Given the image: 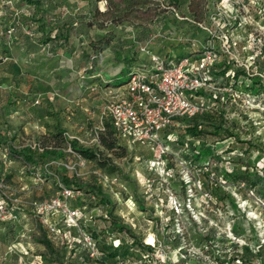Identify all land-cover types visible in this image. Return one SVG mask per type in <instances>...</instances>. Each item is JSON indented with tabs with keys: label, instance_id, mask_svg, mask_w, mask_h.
I'll use <instances>...</instances> for the list:
<instances>
[{
	"label": "rangeland",
	"instance_id": "rangeland-1",
	"mask_svg": "<svg viewBox=\"0 0 264 264\" xmlns=\"http://www.w3.org/2000/svg\"><path fill=\"white\" fill-rule=\"evenodd\" d=\"M131 3L0 0V141L13 156L0 264H73L72 247L34 208L59 184L80 190L73 203L100 246L130 248L125 264H226L233 243L240 255L246 246L233 264H264V0ZM211 48L225 104L201 135L178 128L159 164L156 146L113 130L103 109L128 71L149 66L150 54L174 65ZM237 70L244 73L229 94L227 76ZM201 145L209 154L198 162L192 148Z\"/></svg>",
	"mask_w": 264,
	"mask_h": 264
},
{
	"label": "built area",
	"instance_id": "built-area-1",
	"mask_svg": "<svg viewBox=\"0 0 264 264\" xmlns=\"http://www.w3.org/2000/svg\"><path fill=\"white\" fill-rule=\"evenodd\" d=\"M149 56L150 65L131 72L127 83L105 105L103 113L110 118L115 131L122 138L156 146L155 158L161 164L168 152L164 135L175 126L182 125L180 119L204 113L215 104L211 97L202 96L206 98L205 101L198 98L202 90L216 91L211 71L217 63V54L214 49H207L200 56H182L174 65L172 59L167 61L161 55ZM226 89L229 90L228 87ZM171 136L168 135L169 138ZM34 147L40 149V145L35 144ZM4 187L5 181L1 178L2 222L13 218V211L3 193ZM79 191L59 184L56 195L35 203V212L42 218L49 233L63 245L73 248L81 244L95 264H113L100 261L97 240L80 223L79 218L84 220L86 217L85 210L73 203ZM74 228L78 230V236L74 234Z\"/></svg>",
	"mask_w": 264,
	"mask_h": 264
},
{
	"label": "trees",
	"instance_id": "trees-1",
	"mask_svg": "<svg viewBox=\"0 0 264 264\" xmlns=\"http://www.w3.org/2000/svg\"><path fill=\"white\" fill-rule=\"evenodd\" d=\"M128 2H132V0H127ZM133 5V3H131ZM92 45H96L95 43L92 42ZM218 62L215 64V66H218ZM125 68H123L122 70L120 71H124ZM133 70H130L128 71L127 75H128V80H129V77H130V74ZM119 73V72H118ZM243 70H237L235 71L234 73L232 74H228V82H227V87H228V91L227 93L229 92V94H233L235 92V89L234 86L239 82L237 80V78L240 76V75H243ZM211 75L214 77L215 76V69H213L211 71ZM216 77V76H215ZM127 80V81H128ZM216 80H218L216 78ZM215 78L213 79V81L215 82L216 81ZM233 81V82H232ZM127 82L123 83V84H126ZM240 83V82H239ZM224 85V84H222ZM123 87V86H122ZM235 89V90H234ZM218 92V96H214L216 94V91L214 90L213 92H208V91H205V90H202L199 95H201V97L198 98V100H204V98H202V96L204 97H211L214 99V102L215 104L212 105L210 107V109L206 110L204 113H201V114H197L193 117H188V118H183V119H180L179 122L183 123L182 125L180 126H175L174 128H172V130H170L168 132V134L166 133L164 135L165 137V144H166V141L167 140H172V141H177V139L179 138V136L176 135V130L178 128H183L185 130L186 133H188L191 137H198L199 135L202 134V132H204L201 128V125L204 124V122L206 121V119H211V115H212V112L215 110L216 107L218 106H222L223 107V103L221 101V95L222 93L217 91ZM221 101V105L217 104V102H220ZM214 126V124H213ZM216 126V125H215ZM113 128V127H112ZM217 129H222V126L221 125H218L216 126ZM113 130L115 131V129L113 128ZM111 134V132L109 133ZM171 134V138L168 137V135ZM175 135V136H174ZM4 141V140H3ZM102 144L108 148V149H113L114 146H115V142L110 139V137H105L103 136L102 137ZM203 141V140H202ZM7 143L6 140L5 142H1L0 141V179L2 178L4 181L8 178L10 172H9V168H10V164H11V160H13V156H12V149L9 145V143ZM201 149H199L198 151H196V148L197 146L193 147L192 148V155L194 156V159L195 160H198V162H202L203 159L206 158V156H208L207 154H209L208 151H206V149H204V147L201 145L200 146ZM76 148V146H75ZM203 148V149H202ZM84 152H87L89 153L88 150H82ZM167 155L168 154H165L164 157L167 158ZM167 170H168V167H167ZM165 171H166V168H165ZM237 174V173H236ZM238 175V174H237ZM262 175V174H261ZM239 177L243 176L245 179L247 178L246 176V173L245 174H239L238 175ZM261 176L260 174H258V177L257 179H260ZM257 179H254V180H257ZM256 183V181L254 182ZM186 185V183H185ZM69 187H72L74 188L73 186H69ZM74 189H78V188H74ZM83 205V204H82ZM9 208L12 209V207L9 205ZM192 218V216H191ZM80 220V223H82V217L79 218ZM193 220V218H192ZM208 240V236L207 238H205ZM135 242V241H134ZM46 243V246L49 247L50 246V243L48 244V242H45ZM97 244H98V248L101 252V258H100V261L102 263L104 262H111L113 264H125V261H128L132 256V254H134L133 252H130V248L129 247H126V248H119L118 246L117 247H113V246H107V245H101L100 246V243L97 241ZM149 247L151 246L150 244H147ZM233 248H236V250H234L233 252V255L231 254L232 257H230L228 260H226V264H233V261H235L236 259H241L243 256H244V248H246V246H242L241 249H242V253L241 255L239 254V245L238 244H234L233 243ZM73 252L71 254V257H70V261L73 263V264H77V263H81V264H84L85 261H88L90 260L91 258L89 257L86 249L84 247H82L81 244H76L73 248ZM227 253V252H225ZM239 255L241 257H239ZM84 256L85 258V261H82V257ZM243 262V261H242Z\"/></svg>",
	"mask_w": 264,
	"mask_h": 264
}]
</instances>
